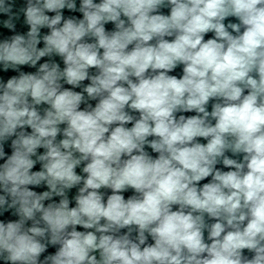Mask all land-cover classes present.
Segmentation results:
<instances>
[{
    "label": "clouds",
    "instance_id": "1",
    "mask_svg": "<svg viewBox=\"0 0 264 264\" xmlns=\"http://www.w3.org/2000/svg\"><path fill=\"white\" fill-rule=\"evenodd\" d=\"M0 14V264H264V0Z\"/></svg>",
    "mask_w": 264,
    "mask_h": 264
},
{
    "label": "water",
    "instance_id": "2",
    "mask_svg": "<svg viewBox=\"0 0 264 264\" xmlns=\"http://www.w3.org/2000/svg\"><path fill=\"white\" fill-rule=\"evenodd\" d=\"M25 2H26V0H15L16 9H19L20 7L24 6ZM77 3H79V0H77ZM162 11L165 14H168V11L169 10L168 9H162ZM69 14H73V15L80 16L79 13H69L67 10H65V15H69ZM5 18H6L5 16H3L2 14H0V20L5 19ZM23 21H24V17H23V14H21L20 19L16 22L17 31L20 32V33H24V32H26L28 30V26L26 24H24ZM106 29L107 30H112L113 29V25L111 23H109L108 25H106ZM46 31H47V29H43L42 30V32H46ZM0 32L7 33L9 35L12 34V33H8V31L6 29H4L2 25H0ZM211 35L212 34L209 33V34H207V36L205 38L206 39L207 38H210ZM44 59H47V58H44ZM55 59L57 60V62H59L61 64V67H63V63L60 60V58L59 57H56ZM41 62H43V59H42ZM23 70L24 71H35V69L28 68L27 66H24L23 67ZM12 74H15V73H9V75H12ZM170 74L177 75L179 77L180 75H182V66L178 67L173 73H170ZM85 83H87V81H85ZM65 86L66 87H70L68 85H65ZM76 90L79 91V89H76ZM92 103H93V105L95 104V102H92ZM82 107H83V105H82ZM209 110H211V105H209ZM183 114L186 115V116H188V115H195V113H183ZM201 142H206V141H203V139L201 138ZM148 150L151 151L150 149H148ZM40 151H43V150L41 149ZM153 155L155 156L156 154L153 153ZM218 167H221V166L218 165ZM34 170H39V165H37ZM225 170H227V169H225ZM77 172L78 173L80 172V169L79 168L77 169ZM208 179H210V178H208ZM206 182H208V181L205 180V181H202L201 183H206ZM34 190H36V191H43V190H46V189H44V188H38V189H34ZM76 191L77 190L75 188L71 190V192L69 193L70 199H71L72 196H74L76 194ZM102 191H106V192H108L110 194V190H102ZM132 194L133 193H132L131 190H129L128 192L124 193L125 198H127L128 196H130ZM70 206H74V201H73L72 205H70ZM78 230H82V229H79L78 228ZM49 251H54V249H51L50 248ZM245 254H248L247 253V250H245Z\"/></svg>",
    "mask_w": 264,
    "mask_h": 264
}]
</instances>
